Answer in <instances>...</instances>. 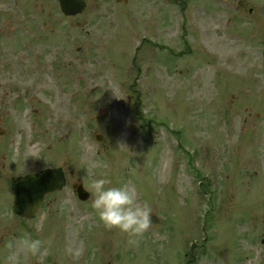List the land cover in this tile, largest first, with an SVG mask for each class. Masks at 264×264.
I'll return each instance as SVG.
<instances>
[{
    "label": "rangeland",
    "instance_id": "rangeland-1",
    "mask_svg": "<svg viewBox=\"0 0 264 264\" xmlns=\"http://www.w3.org/2000/svg\"><path fill=\"white\" fill-rule=\"evenodd\" d=\"M85 1L74 18L55 5L54 21L65 31L56 46L64 42V50L51 58L48 73L32 72L34 59L27 56L0 72V168L16 162L25 174L59 166L66 175L65 187L24 223L33 236L50 241L45 264H187L202 224L210 239L194 249L200 260L190 264H258L256 258L264 259V63L256 55L264 46V0H240L243 10L235 9L237 0H193L186 7L195 12L187 45L197 53L204 48L199 56L220 53L224 77L201 57H180L174 65L148 44L139 58L144 73L131 88L133 48L143 36L158 46L172 42L176 6L168 0ZM253 18L259 26L251 37L247 21ZM224 29L248 37H241L246 48L237 61L228 57L237 44L224 38ZM135 107L140 119L133 118ZM150 119L154 125L145 126ZM95 160L105 166L89 168ZM102 176L112 185L135 183L151 205L152 227L138 245L106 229L92 209L90 180ZM208 181L219 189L212 201L198 192L199 182ZM78 182L89 193L85 202L73 192ZM3 190L0 211L7 212ZM65 199L71 206L61 207ZM241 230L247 231L246 240L239 235L245 248L236 240ZM69 245L81 248L79 257L66 253Z\"/></svg>",
    "mask_w": 264,
    "mask_h": 264
},
{
    "label": "flooded vegetation",
    "instance_id": "flooded-vegetation-1",
    "mask_svg": "<svg viewBox=\"0 0 264 264\" xmlns=\"http://www.w3.org/2000/svg\"><path fill=\"white\" fill-rule=\"evenodd\" d=\"M164 1L167 2V0ZM116 2L123 3V0H116ZM173 2L182 4V8H186L188 5L187 0H173ZM236 4L241 6L242 2L237 1ZM54 10L55 0H0V72L4 71L5 73L7 68H16L13 64L18 59H23L24 56L34 59L32 68L35 72H46L52 68L51 58L56 54L57 37L65 32L63 28L57 27L53 18ZM185 22H187L186 17ZM74 25L77 27L79 23L75 22ZM69 27L71 28V25ZM257 28V25L251 26V29L255 31ZM181 29L184 31L185 26L182 25ZM183 39L184 36L181 34L179 44L176 42V45L182 47L183 44H187ZM227 39L231 44H237L234 47L238 46V36H229ZM149 45L159 48L160 52V47L157 44L149 43ZM166 46L170 48L171 45L167 43ZM61 48L63 51L64 47L61 46ZM76 50L80 52L81 49L78 47ZM168 51L175 55L169 49H163L160 53L168 54ZM179 52L183 53L182 50ZM21 175L22 171L16 162L8 165L3 163L0 168V190L4 189L9 202L8 211H0V223L2 224L0 227V249L6 250L5 242L13 235L21 234L25 227L23 220L11 210L10 186L13 180ZM260 243H264L262 238Z\"/></svg>",
    "mask_w": 264,
    "mask_h": 264
},
{
    "label": "clouds",
    "instance_id": "clouds-1",
    "mask_svg": "<svg viewBox=\"0 0 264 264\" xmlns=\"http://www.w3.org/2000/svg\"><path fill=\"white\" fill-rule=\"evenodd\" d=\"M111 83L115 84L114 81ZM105 166L100 160L92 161L89 168ZM92 193L91 207L99 222L106 229L117 230L128 237V244L136 246L152 227L151 205L142 202L137 185L131 181L112 185L106 177L93 178L90 180ZM72 201L65 199L61 207L71 206ZM44 218L36 224V231H42ZM7 253L3 264H23V258L30 256L37 264H45L50 254V241L33 236L31 232L24 231L19 235H13L4 244ZM66 253L79 257L81 248L67 246Z\"/></svg>",
    "mask_w": 264,
    "mask_h": 264
},
{
    "label": "water",
    "instance_id": "water-1",
    "mask_svg": "<svg viewBox=\"0 0 264 264\" xmlns=\"http://www.w3.org/2000/svg\"><path fill=\"white\" fill-rule=\"evenodd\" d=\"M61 11L73 16L84 7L82 0H58ZM264 54V53H263ZM65 185V177L61 168L46 169L19 178L12 185L14 211L24 217L33 218L46 194L61 190ZM77 196L85 201L88 193L81 185L75 186Z\"/></svg>",
    "mask_w": 264,
    "mask_h": 264
}]
</instances>
